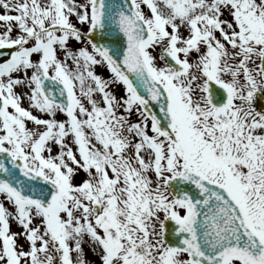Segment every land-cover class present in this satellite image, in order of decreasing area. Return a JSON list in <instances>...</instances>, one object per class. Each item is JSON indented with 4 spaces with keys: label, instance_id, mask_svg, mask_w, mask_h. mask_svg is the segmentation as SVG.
<instances>
[{
    "label": "snow or ice",
    "instance_id": "6c2138e0",
    "mask_svg": "<svg viewBox=\"0 0 264 264\" xmlns=\"http://www.w3.org/2000/svg\"><path fill=\"white\" fill-rule=\"evenodd\" d=\"M0 264H264V0H0Z\"/></svg>",
    "mask_w": 264,
    "mask_h": 264
},
{
    "label": "rangeland",
    "instance_id": "374dc122",
    "mask_svg": "<svg viewBox=\"0 0 264 264\" xmlns=\"http://www.w3.org/2000/svg\"><path fill=\"white\" fill-rule=\"evenodd\" d=\"M105 74H106V73H105ZM89 258H90V259L93 258V257L91 256V254H90Z\"/></svg>",
    "mask_w": 264,
    "mask_h": 264
}]
</instances>
